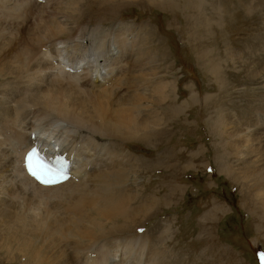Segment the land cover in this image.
<instances>
[{
	"label": "bare ground",
	"instance_id": "1",
	"mask_svg": "<svg viewBox=\"0 0 264 264\" xmlns=\"http://www.w3.org/2000/svg\"><path fill=\"white\" fill-rule=\"evenodd\" d=\"M122 1L0 0L1 262L4 256L20 264H166V250L158 251L162 238L148 230L135 233L150 217L152 196L144 198L147 207L132 215L127 208L128 202L142 198L124 184L126 166L138 164L125 152L112 153L103 140L151 144L155 97H167L169 85L154 78L157 57L154 48H146L150 34L141 25L100 29L82 22L89 8H118ZM145 2L169 5L166 0ZM253 7L251 2V13ZM34 143L67 152L72 177L45 186L29 176L24 154ZM255 145L260 157L252 159L251 169H256L250 174L258 182L262 179L256 171L264 172V140ZM66 207L71 213L65 216ZM26 232L37 239L34 246L23 245ZM84 245L85 255L74 259Z\"/></svg>",
	"mask_w": 264,
	"mask_h": 264
},
{
	"label": "rangeland",
	"instance_id": "2",
	"mask_svg": "<svg viewBox=\"0 0 264 264\" xmlns=\"http://www.w3.org/2000/svg\"><path fill=\"white\" fill-rule=\"evenodd\" d=\"M166 2L161 8L126 0L118 8H89L82 19L90 28L141 25L150 34L145 46L157 57L154 78L169 85L167 97H155L151 144L103 140L112 153L125 152L138 164L126 166L124 184L142 193L140 200L127 203L131 215L147 207L145 200L152 196L150 217L135 233L148 230L161 237L158 251L166 250V264H261L264 196L258 193L264 192V172L256 171L262 180L255 182L250 169L252 159L260 157L255 141L264 140V0ZM70 213L66 207L61 214ZM25 235L23 245L37 243L32 233ZM85 253L86 245L74 259Z\"/></svg>",
	"mask_w": 264,
	"mask_h": 264
},
{
	"label": "snow or ice",
	"instance_id": "3",
	"mask_svg": "<svg viewBox=\"0 0 264 264\" xmlns=\"http://www.w3.org/2000/svg\"><path fill=\"white\" fill-rule=\"evenodd\" d=\"M28 167L32 175L41 179L43 183H55L63 176L62 168L54 171L44 163L43 158L35 149L28 155ZM260 261L264 264V253L260 254Z\"/></svg>",
	"mask_w": 264,
	"mask_h": 264
}]
</instances>
